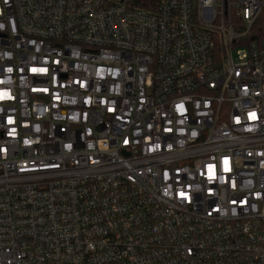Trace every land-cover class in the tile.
<instances>
[{
    "label": "built area",
    "instance_id": "built-area-1",
    "mask_svg": "<svg viewBox=\"0 0 264 264\" xmlns=\"http://www.w3.org/2000/svg\"><path fill=\"white\" fill-rule=\"evenodd\" d=\"M264 0H0V264H264Z\"/></svg>",
    "mask_w": 264,
    "mask_h": 264
},
{
    "label": "trees",
    "instance_id": "trees-1",
    "mask_svg": "<svg viewBox=\"0 0 264 264\" xmlns=\"http://www.w3.org/2000/svg\"><path fill=\"white\" fill-rule=\"evenodd\" d=\"M163 1L164 0H133V4L142 9L154 11L158 9V7ZM255 29L259 34V36L264 37V7L261 16L259 17L257 23L255 24Z\"/></svg>",
    "mask_w": 264,
    "mask_h": 264
},
{
    "label": "rangeland",
    "instance_id": "rangeland-1",
    "mask_svg": "<svg viewBox=\"0 0 264 264\" xmlns=\"http://www.w3.org/2000/svg\"><path fill=\"white\" fill-rule=\"evenodd\" d=\"M260 16H261V14H260ZM254 31L257 32L255 28H254Z\"/></svg>",
    "mask_w": 264,
    "mask_h": 264
}]
</instances>
